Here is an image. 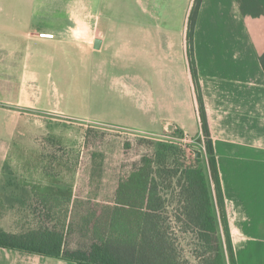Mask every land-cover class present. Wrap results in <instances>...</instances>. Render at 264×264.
<instances>
[{"label": "crops", "instance_id": "crops-1", "mask_svg": "<svg viewBox=\"0 0 264 264\" xmlns=\"http://www.w3.org/2000/svg\"><path fill=\"white\" fill-rule=\"evenodd\" d=\"M20 1L28 14L0 0L5 141L34 113L200 136L187 43L194 0H83L89 23L65 30L39 22L63 1ZM193 58L236 262L264 264V0H202ZM0 264L75 263L0 247Z\"/></svg>", "mask_w": 264, "mask_h": 264}, {"label": "trees", "instance_id": "trees-1", "mask_svg": "<svg viewBox=\"0 0 264 264\" xmlns=\"http://www.w3.org/2000/svg\"><path fill=\"white\" fill-rule=\"evenodd\" d=\"M201 1L194 0L190 11L187 43L200 115V136L195 141L203 146L206 160L202 154L196 158L195 152L193 161L187 162L182 148L158 143L153 155L143 156L139 165L119 181L115 192V210L128 212L126 231L131 237L115 242L109 236L89 250L64 248L65 222L59 224L55 219H66L73 194L69 185L66 190H53L59 183L51 180L45 185L46 191L32 197L42 206L44 220L54 225L42 223L37 229L16 234L0 228L1 248L62 257L75 264H237L193 58V31ZM173 134L183 136L178 130ZM5 170L9 173L7 166ZM6 179V183L19 187L11 176ZM1 190L0 203L15 202L4 194L5 187ZM173 223L182 234H192L189 251L176 247L169 232ZM110 231L117 229L112 227Z\"/></svg>", "mask_w": 264, "mask_h": 264}, {"label": "rangeland", "instance_id": "rangeland-1", "mask_svg": "<svg viewBox=\"0 0 264 264\" xmlns=\"http://www.w3.org/2000/svg\"><path fill=\"white\" fill-rule=\"evenodd\" d=\"M61 1L46 5V10L54 11L47 13L51 18L39 20L47 29H82L85 22L89 23L83 17L88 7L83 0ZM28 5L20 0L10 2L11 7L27 14ZM20 129V135L5 141L6 132L0 124V194L4 191L1 190L3 186L4 194L16 199L10 204L0 203V228L16 234L37 229L42 223L53 226L47 219L44 220L43 208L32 196L46 191L45 185L51 180L58 181L53 190H66L67 185L72 189L68 216L66 219H55L60 221L59 224L65 222L64 248L72 251L89 250L91 245L109 236L115 242L131 237V233L126 231L128 212L115 210L118 207L115 205V191L119 181L132 172L135 165H139L143 156L153 155L158 143L167 141L168 137H182L171 131L163 137L151 136L134 130L68 121L38 113L27 119ZM174 145L187 147V162L193 161L197 151L206 160L203 146L196 141ZM6 166L9 173L5 170ZM10 176L19 187L6 183V178ZM112 227L117 231L112 233ZM172 227L169 232L176 247L189 251L192 234H182L174 223ZM186 257L193 261L189 254ZM247 258L246 255V264H251V259Z\"/></svg>", "mask_w": 264, "mask_h": 264}, {"label": "built area", "instance_id": "built-area-1", "mask_svg": "<svg viewBox=\"0 0 264 264\" xmlns=\"http://www.w3.org/2000/svg\"><path fill=\"white\" fill-rule=\"evenodd\" d=\"M193 140H191V139H188L186 136H182L181 138H179V139H177V138H175V137H168L167 138V141H164V142H166V143H169V144H177V142H180V143H185V142H192ZM180 146V148H182L184 151H186V148L187 147H182L181 145H179Z\"/></svg>", "mask_w": 264, "mask_h": 264}, {"label": "water", "instance_id": "water-1", "mask_svg": "<svg viewBox=\"0 0 264 264\" xmlns=\"http://www.w3.org/2000/svg\"><path fill=\"white\" fill-rule=\"evenodd\" d=\"M169 131L173 132V131H174V127L170 126V127H169ZM195 157H196V158H200V157H201V152L197 151V152L195 153Z\"/></svg>", "mask_w": 264, "mask_h": 264}]
</instances>
